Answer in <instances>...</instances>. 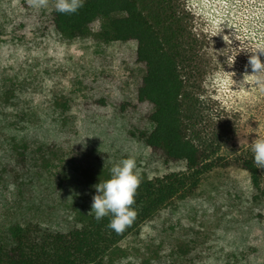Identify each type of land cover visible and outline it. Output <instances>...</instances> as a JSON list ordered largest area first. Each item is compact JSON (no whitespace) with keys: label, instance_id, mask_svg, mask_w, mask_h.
I'll return each instance as SVG.
<instances>
[{"label":"rangeland","instance_id":"rangeland-1","mask_svg":"<svg viewBox=\"0 0 264 264\" xmlns=\"http://www.w3.org/2000/svg\"><path fill=\"white\" fill-rule=\"evenodd\" d=\"M203 41L199 71L206 139L233 158L264 138V0H186ZM30 0H0V167L23 156L29 171L0 175V238L15 223L43 226L90 212L95 186L112 164L134 157L140 182L186 170L151 159L127 142L116 100L135 101L143 70L135 43L93 34L67 39L50 10ZM10 185L12 186L10 188ZM243 173L216 169L175 199L139 235L119 244L111 264H264V200L251 203Z\"/></svg>","mask_w":264,"mask_h":264},{"label":"trees","instance_id":"trees-1","mask_svg":"<svg viewBox=\"0 0 264 264\" xmlns=\"http://www.w3.org/2000/svg\"><path fill=\"white\" fill-rule=\"evenodd\" d=\"M51 24L73 40L93 34L101 42L135 43V63L143 70L135 101L116 100L114 107L127 124L125 141L144 144L151 159L186 170L140 182L132 208L135 219L122 233L90 212L43 226L38 222L10 225L0 238V264H111L119 244L139 235L144 225L175 199L185 198L202 178L216 169L243 173L251 203L264 200V169L253 162L248 147L233 158L221 156L218 139H206L201 127L204 108L198 90L203 41L193 31L186 0H84L76 13L50 10ZM29 167L23 156L6 160L0 175L17 181Z\"/></svg>","mask_w":264,"mask_h":264},{"label":"clouds","instance_id":"clouds-1","mask_svg":"<svg viewBox=\"0 0 264 264\" xmlns=\"http://www.w3.org/2000/svg\"><path fill=\"white\" fill-rule=\"evenodd\" d=\"M30 2L34 8L38 9L47 6V0H30ZM83 4L84 0H55V10L62 14H72L82 8ZM249 63L254 72L264 71V64L256 55L250 57ZM250 149L253 162L264 169V138L254 139ZM109 172L110 178L95 186L97 194L92 198L90 213L97 221L109 217L107 227L119 234L131 225L136 216L132 208L136 190L140 184L136 159L131 156L121 159L112 164Z\"/></svg>","mask_w":264,"mask_h":264}]
</instances>
